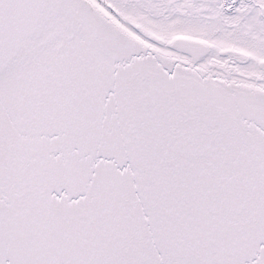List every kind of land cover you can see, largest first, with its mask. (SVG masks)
<instances>
[{"label": "snow or ice", "instance_id": "snow-or-ice-1", "mask_svg": "<svg viewBox=\"0 0 264 264\" xmlns=\"http://www.w3.org/2000/svg\"><path fill=\"white\" fill-rule=\"evenodd\" d=\"M0 264H264V0H0Z\"/></svg>", "mask_w": 264, "mask_h": 264}]
</instances>
